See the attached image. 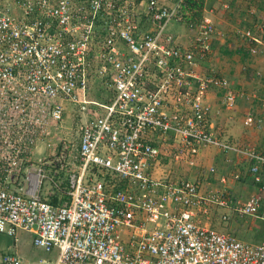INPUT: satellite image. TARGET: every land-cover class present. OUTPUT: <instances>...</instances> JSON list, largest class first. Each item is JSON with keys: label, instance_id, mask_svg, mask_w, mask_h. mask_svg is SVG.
<instances>
[{"label": "built area", "instance_id": "2783aa9c", "mask_svg": "<svg viewBox=\"0 0 264 264\" xmlns=\"http://www.w3.org/2000/svg\"><path fill=\"white\" fill-rule=\"evenodd\" d=\"M186 2L0 0V234L31 233L56 255L39 264H264V239L252 243L202 219L233 207L264 219V153L216 132L212 90H226L230 110L241 95L203 72L218 31L206 13L189 20ZM242 34L251 53L261 52L264 24ZM96 81L104 100L87 99ZM65 102L96 107L81 127L66 190L43 168L35 184L31 170L17 183L13 166L61 125ZM254 123L248 113L245 124ZM212 146L251 164L258 192L239 207L199 180L158 174L166 157L194 166ZM45 181L50 196L62 190L66 198L40 195ZM0 264L26 263L12 251Z\"/></svg>", "mask_w": 264, "mask_h": 264}, {"label": "rangeland", "instance_id": "374dc122", "mask_svg": "<svg viewBox=\"0 0 264 264\" xmlns=\"http://www.w3.org/2000/svg\"><path fill=\"white\" fill-rule=\"evenodd\" d=\"M204 13L213 18L218 32L211 54L200 66L206 74H215L227 79L230 83L229 89L241 95L237 107L230 110L223 102L226 90L217 87L212 90L215 98L216 132L221 134L224 139L236 143L240 147L255 148L260 153H264V48L259 53H251L248 41L242 34V31L255 26L257 23L264 24V0H251L240 4L230 3L229 7L223 1L208 0ZM183 29L185 33V28H181V30ZM105 98V84L101 81L94 82L87 94V99L100 101ZM64 105L67 109L61 125L51 128V135L48 138L39 141L37 146L31 147L28 162H19L13 166L14 173L18 174L19 177L17 183L26 184L27 172L31 170L33 174L35 173L32 180L35 184L40 168L45 169L49 176L57 175L60 183H62L64 179L67 180L68 174L75 168L81 127L95 113L96 107L83 102H65ZM84 107L86 110L83 109ZM248 113H252L255 119L252 126L245 124ZM19 137L21 135L16 136L17 139ZM50 139L53 143L52 147L47 145ZM18 148L19 146L16 145L14 150ZM5 149L10 151V148ZM221 155L224 160L228 156L223 153ZM230 157H232V161L228 164L222 159L221 162H216L213 166L215 171L210 170V172L211 167L202 170L208 169L207 172H203L206 174L207 180L209 178L206 182H210L212 185L217 181V175L233 172L237 180L233 176L232 178L236 180L238 187L243 192L241 193L243 196L241 203H243L246 201L245 198L255 191L253 187L256 184L251 178V164L236 154H230ZM238 160L242 165L241 167L237 166L239 170L236 173L234 172L236 170H231V168L239 162ZM181 166L175 160L171 162L164 160L160 170L164 175L171 171L172 175L186 178L180 174ZM198 177L199 174L196 179ZM207 191L209 192L210 188ZM51 194V183L45 181L40 190V195L49 198ZM241 203H237L236 207H239ZM234 213L237 217L235 222L239 225L238 231L231 229L233 223L231 220L206 221V216L202 219L204 222L214 224L216 228L222 229L224 232L232 233L252 243H258L264 239V220L262 218L243 216L238 211ZM211 214H213L212 216L215 215L214 219L216 218V220L223 219V215L217 209L211 210ZM260 215L264 216V206ZM10 246L15 250L12 251L18 252L24 260L33 257L36 260L55 259L56 257L54 253H47L35 246L33 235L26 231L19 232L17 242L14 236L0 234V247L8 248Z\"/></svg>", "mask_w": 264, "mask_h": 264}, {"label": "crops", "instance_id": "0c3cea01", "mask_svg": "<svg viewBox=\"0 0 264 264\" xmlns=\"http://www.w3.org/2000/svg\"><path fill=\"white\" fill-rule=\"evenodd\" d=\"M219 1V0H218ZM217 39V38H216ZM215 39V40H216ZM215 40L213 41V44L215 43ZM213 46V45H212ZM202 65V64H201ZM210 102L213 104V106L215 105V98L213 96V94L211 93V96H210ZM213 121H214V124L217 126L216 124V120H215V106H214V113H213ZM221 153H223L224 155H228L227 158H225V160L223 159ZM237 156V155H236ZM239 157V156H238ZM221 159L222 161H224L226 164H228V162H231L232 161V157H230V154H227L225 153L224 151H222L220 148L218 147H207L205 149H203V151L201 152L200 154V157L198 158L197 162H196V165L192 166L190 164H186V163H183L181 164L182 166L180 167V174L184 175L186 178H190V179H196V176L199 174V177L198 179L196 180H199L201 185H202V188H203V191H207L208 188H210V191L209 192H219V193H227V194H230L234 197L235 199V202H234V206L236 207L237 203H241L242 202V194L243 193L240 189V187H238L237 183H236V176L234 175L233 172H228L229 174H225V175H217V181H215V184H210V182H206L209 180H207V176H205L206 174L203 172H207L208 169H204L202 170L203 168H208V167H211L209 169V171L213 168V166L216 164V162H221ZM165 161L169 160L170 162L171 161H174V159L170 158V157H166L164 159ZM163 160V161H164ZM239 161V160H238ZM237 161V162H238ZM235 164V163H234ZM242 163L239 161L237 164H235V166L233 165V167L231 168V170H236L234 172H238L237 170H239L237 168V166L241 167ZM161 168V166H160ZM160 168L158 169V174L161 176L163 175L164 176V173L161 172ZM211 172V171H210ZM232 174V175H231ZM172 175V172L169 171L167 175L165 176H171ZM204 176V178H203ZM232 176L236 179H233ZM226 177V181L224 182L222 178ZM251 177V176H250ZM213 178V176H212ZM252 178V177H251ZM253 181V180H252ZM212 185V186H211ZM255 185V184H254ZM207 186H209L207 188ZM255 189V191L253 193H249L250 195L248 197L245 198V200H247L251 195L255 194L256 192H258V187H253ZM240 197V198H239ZM218 212H221V215H228L229 218L228 220H231L233 221L232 223V226H231V229L232 230H235V231H238L239 230V225L235 222L237 221V217H235V213L236 212V209L233 207V208H219L217 209ZM213 214H211L210 217H207L206 221H226L224 219L220 220H216V218L214 219L215 215L212 216ZM219 215V214H218ZM242 215V214H241ZM243 216H246V215H243ZM223 218V217H222ZM262 218V217H260ZM227 220V221H228ZM264 220V219H263ZM207 226H210L212 228H215L219 231H222V229H219V228H216L214 226V224H211L210 222H205ZM224 232V231H222ZM29 233V232H28ZM31 234V233H30ZM19 236V234H18ZM18 236L15 237L16 239V242L18 241ZM244 237V236H243ZM243 240H246V239H243ZM14 250V248H12V246L8 247V248H4V247H0V261L4 259V257L6 256V254H8L10 251ZM15 251V250H14ZM18 253V252H17ZM19 254V253H18ZM20 255V254H19ZM43 260V259H39V260H36L34 257L32 259H27L24 260L26 264H39V262Z\"/></svg>", "mask_w": 264, "mask_h": 264}, {"label": "trees", "instance_id": "16d2710c", "mask_svg": "<svg viewBox=\"0 0 264 264\" xmlns=\"http://www.w3.org/2000/svg\"><path fill=\"white\" fill-rule=\"evenodd\" d=\"M206 2V0H187L186 9L190 12V16H188L189 20L200 19L203 16ZM67 183V180L64 179L61 184L62 190H66ZM62 190H56L55 194L50 196L52 202L59 203L61 197H64V199L66 198V194Z\"/></svg>", "mask_w": 264, "mask_h": 264}]
</instances>
